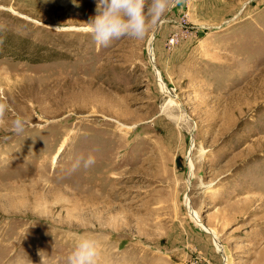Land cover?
<instances>
[{"label": "rangeland", "instance_id": "1", "mask_svg": "<svg viewBox=\"0 0 264 264\" xmlns=\"http://www.w3.org/2000/svg\"><path fill=\"white\" fill-rule=\"evenodd\" d=\"M94 10L0 0V264L81 237L96 264H264V0H174L107 47Z\"/></svg>", "mask_w": 264, "mask_h": 264}, {"label": "clouds", "instance_id": "2", "mask_svg": "<svg viewBox=\"0 0 264 264\" xmlns=\"http://www.w3.org/2000/svg\"><path fill=\"white\" fill-rule=\"evenodd\" d=\"M174 0H95V15L86 23V32L94 42L107 47L121 38L143 39L148 23L159 24L167 19ZM7 105L0 102V121ZM27 120L16 114L10 121L8 131L20 135L25 131ZM95 163L92 155L78 157L71 165L76 171L81 166L88 168ZM98 247L94 239L81 237L67 256V264H96Z\"/></svg>", "mask_w": 264, "mask_h": 264}, {"label": "bare ground", "instance_id": "3", "mask_svg": "<svg viewBox=\"0 0 264 264\" xmlns=\"http://www.w3.org/2000/svg\"><path fill=\"white\" fill-rule=\"evenodd\" d=\"M150 45H151V44H150ZM153 50H154V49H153ZM153 50L151 49L152 52H153ZM160 77H161V76H160ZM159 80H160L161 88H162L163 90H167V85L165 84L164 80H162V79H160V78H159ZM191 214H192L193 217L197 218V217H196V211H195V210L191 211ZM198 222H199V221H198ZM199 224H202V223L199 222ZM202 226H203V227H206V226H204V224H202Z\"/></svg>", "mask_w": 264, "mask_h": 264}]
</instances>
